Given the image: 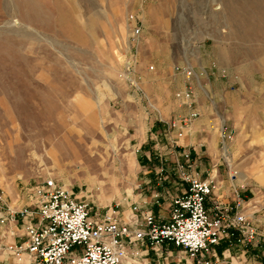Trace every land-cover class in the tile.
<instances>
[{"label": "rangeland", "instance_id": "rangeland-1", "mask_svg": "<svg viewBox=\"0 0 264 264\" xmlns=\"http://www.w3.org/2000/svg\"><path fill=\"white\" fill-rule=\"evenodd\" d=\"M184 62L199 117L231 130L227 154L218 137L212 158L190 153L195 168L226 160L264 185V0H0V209L47 176L121 215L134 186H183L174 156L141 160L136 143L180 108ZM18 228L0 222V264H20ZM229 249L221 264H264V248Z\"/></svg>", "mask_w": 264, "mask_h": 264}, {"label": "built area", "instance_id": "built-area-1", "mask_svg": "<svg viewBox=\"0 0 264 264\" xmlns=\"http://www.w3.org/2000/svg\"><path fill=\"white\" fill-rule=\"evenodd\" d=\"M128 17L133 20L131 14ZM138 35L139 26L133 24L129 36ZM174 68L183 77L173 92L180 108L160 128L149 130L152 155L165 159L161 151L165 145L184 183L182 191L170 195L166 216L159 218L136 202L125 216L111 205L103 211L92 208L71 186L47 176L31 188L29 202L0 209V222L20 227L17 239L8 244L20 264H123L128 247L144 244L157 252L165 243L181 248L190 264H221L219 258L229 247L237 246L241 253L264 248V185L248 187L226 160L224 169L213 161L198 170L190 160V149L180 146L200 109L191 83L192 67L184 62ZM215 125L222 152L231 130L223 122ZM157 169L164 178L161 161ZM218 245L224 247L221 252Z\"/></svg>", "mask_w": 264, "mask_h": 264}, {"label": "crops", "instance_id": "crops-1", "mask_svg": "<svg viewBox=\"0 0 264 264\" xmlns=\"http://www.w3.org/2000/svg\"><path fill=\"white\" fill-rule=\"evenodd\" d=\"M258 94L261 95V93ZM199 116L191 122L189 130L181 137L180 145L183 148L188 147L190 149V153L196 154V157L202 154V155H207L209 158H212L214 148L217 144V133H216V127L214 125L215 122L210 120L205 121L203 117H199ZM162 125L163 122H155L153 124V129L160 128ZM146 138H149V131L148 134L145 133L144 136L140 139V141L136 143V147L138 146L139 148V152L137 156H139L141 160L146 158H155L152 155L151 144L149 145L150 149H144L145 144L142 143ZM147 141L152 142L150 138ZM201 145L205 146L204 152H201L200 150ZM161 151L163 153L164 158L168 157V155L169 156L171 155L168 152V149L163 144L161 145ZM226 151L227 150H225L224 148V155L227 154ZM233 167L235 166L233 165ZM147 170L150 169L149 168L144 169L141 172L144 173V171ZM142 176H144V174ZM239 176L241 178H244L243 174L240 172H239ZM145 181H149V179H146ZM167 181L168 184L170 185L168 179ZM149 187L150 186H134L135 193L126 202L122 204V208H123L122 213L124 216L129 210L130 203L136 201V203H138L141 208H150L157 217L164 218L167 214L168 201L170 195L175 194L176 192L179 193L184 188V186H163V188L161 186L160 189L163 191L159 192V196L157 197L153 196V192L151 193L149 192L146 194L141 193L144 190L143 188L147 189ZM255 187H250V188L254 189ZM223 248H224L223 245L217 246V250L220 252ZM229 248L227 250L224 249L223 253L225 256H229L231 258L232 256ZM132 249H136L137 254L130 253ZM128 252H129L128 256L127 258H125L123 264H190V259L187 257L185 252L181 248L171 243H165L161 245L157 252L147 245L136 244L134 246L128 247Z\"/></svg>", "mask_w": 264, "mask_h": 264}, {"label": "bare ground", "instance_id": "bare-ground-1", "mask_svg": "<svg viewBox=\"0 0 264 264\" xmlns=\"http://www.w3.org/2000/svg\"><path fill=\"white\" fill-rule=\"evenodd\" d=\"M224 148H225V150H226V146L225 145H223V147H222V150H223V153H224ZM227 152V151H226ZM227 157V156H226ZM230 159V158H229ZM228 163H230V162H228Z\"/></svg>", "mask_w": 264, "mask_h": 264}]
</instances>
